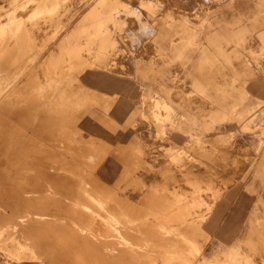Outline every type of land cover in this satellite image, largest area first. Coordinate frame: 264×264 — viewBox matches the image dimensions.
<instances>
[{
  "label": "rangeland",
  "instance_id": "obj_1",
  "mask_svg": "<svg viewBox=\"0 0 264 264\" xmlns=\"http://www.w3.org/2000/svg\"><path fill=\"white\" fill-rule=\"evenodd\" d=\"M119 1L120 10L116 0H0V74L5 80L0 86V136L8 123V131L13 128L32 153L22 157L19 150L11 161L0 162V264L32 263L29 256L17 254L21 245L36 253L43 249L61 264H141L134 259L104 261V254L94 252L98 246L84 241L94 232V220L85 218L114 215L119 226L130 224L131 219H124L132 217L163 221V203L179 201L181 208L171 216L179 218L177 222L185 220L195 232L198 229L195 242L201 254L193 250L194 264H203L211 255L219 262L233 257L231 264H264V103L241 115V101L229 88L243 86L251 64L233 46L225 47L232 50L230 62L238 75L231 77L215 60L224 45L208 46L211 54L205 65L192 71L196 59L208 50L195 42L197 30L205 25L202 13L221 0ZM138 8L155 22L154 40L172 42L170 60L158 47L147 56L134 50L128 37L130 29L139 25ZM66 38L78 43L60 47L61 55L55 53L57 40ZM117 41L119 45L113 43ZM250 53L262 57L261 52ZM129 55L139 67L131 76L117 75V69L126 68ZM15 72L17 77L7 76ZM129 77L144 84L135 97L115 92L112 85L111 80ZM199 80L204 87L196 94L207 100L208 111L192 108L178 89L184 85L196 92L192 84ZM41 97L45 102L39 101ZM153 99L169 105L163 116L154 117L149 107ZM29 100L35 103L34 111L25 110ZM218 109L227 117L207 124L203 114ZM16 111L32 117L34 131L22 123L24 115L16 120L7 114ZM251 114L260 115L263 124L243 133ZM47 118L52 119L49 132H39ZM197 118L206 124H197ZM61 157L67 164H57L61 170L56 173L64 176V183L77 181L91 189L86 199L63 197L61 186L44 175L43 166ZM106 163L111 164L112 175ZM246 197L257 198L248 215L241 211ZM185 218H193L196 226ZM159 222L153 224L162 233ZM72 228L84 233L76 230V234ZM118 231L111 241L120 248V240L129 238L124 228ZM226 260L219 264H227Z\"/></svg>",
  "mask_w": 264,
  "mask_h": 264
},
{
  "label": "bare ground",
  "instance_id": "obj_2",
  "mask_svg": "<svg viewBox=\"0 0 264 264\" xmlns=\"http://www.w3.org/2000/svg\"><path fill=\"white\" fill-rule=\"evenodd\" d=\"M116 2L119 4V5L118 4H116V5L119 7V10H120V8H121L120 7V1L119 0H116ZM121 2H123V0ZM141 2H142V0H141ZM152 2H154V0ZM112 3H114V2H112ZM115 3H114V5H115ZM24 4H26V3H24ZM149 4H151V3H149ZM151 6L153 7V5H151ZM203 6L204 5H202V7ZM166 7L168 8V5ZM24 8H25V6H24ZM112 11L114 12L113 9H112ZM135 14H136V18H138L139 25L137 27L133 28V29H130V34H132V35L130 37H128V38L131 40V44H132L134 50L137 48L136 50L140 52L141 56L142 55L147 56L146 54H148V52L150 53L151 50H154L155 51L157 49V45L155 44L156 41L154 40V37L156 35L155 34V31H154L155 30L154 29L155 22L149 21L143 15V13H142V11L140 9L138 10V13L136 12ZM37 21L38 20H36V22ZM36 24H37V26L40 25V23H38V22ZM76 39L80 41V38L78 36L76 37ZM119 41L113 42V43H118V45H119L120 44ZM121 42H123V41H121ZM143 42H144V44L147 47L145 45H143ZM69 43H78V42L77 41H71L68 38H66L64 40H61L59 42L57 40V42L55 44H56V46L58 45V50L55 51V53H59L60 54L61 53L60 47H64V46L68 45ZM111 48H115V46L114 47H111ZM12 51L14 52V50H12ZM12 51L9 50V53L12 52ZM14 53H17V50H15ZM77 55L79 56V54H77ZM207 55H209L208 52H206L204 55H202V57L199 58V61L192 68V71L200 70L205 65L204 64V61H205ZM118 56L119 55H117L116 58ZM59 59H61V58H59ZM103 59H104V57H103ZM103 59H100L98 61H101ZM119 59L120 58L116 59L115 61H117ZM76 60H78V59H75V61ZM186 60H187V58H186ZM124 62H125V67L126 68L122 67L120 69H117V71L119 72V73H117V75H122V76L123 75H127V76H131L134 73L135 69H137L139 67V66H136L134 64V61L130 57V55L128 56L127 60L124 61ZM95 63H97V61L94 62V64ZM98 63H97V65H98ZM17 66H18V62H17ZM6 67H8V66H6ZM9 67H11V65ZM20 68H21V66H20ZM11 70H12V68H11ZM11 70H9V71H11ZM18 73L15 72V73L8 74V75L6 73V75L7 76L12 75L11 78H10V79H12V77H14V76L17 77V74ZM1 74H0V86L3 85V83H5V80H1V78H2L1 77L2 75ZM182 76H183V74H182ZM176 83H177V81L175 82V84ZM177 86H179V85H177ZM177 86H175V87H177ZM193 86L197 88L196 92L191 91V90H188L186 88V86H184V85H181V87H178V89L181 88L179 91L182 93L183 97L186 100H188L189 102L193 103L192 108H196V109L199 108V110L202 108L205 111V109L207 108V107L205 108V106H206V104H208L207 100L204 97H202L201 95L196 94V93H199V92H201L203 90L204 85H203L202 81L199 80V81H196L193 84ZM27 90L29 91V89H27ZM24 91H26V90H24ZM28 91H27V93H28ZM27 93H25V94H27ZM22 94H24V93H22ZM137 94H133L132 96L135 97ZM178 96H180V94L176 96V93H173V97L175 99L179 98ZM46 99H48V98H46ZM55 99L52 98L50 101H54ZM39 101L40 102H45V99L41 97V98H39ZM46 102H47V100H46ZM149 104H150L149 107L152 109V113L154 112L153 113L154 114V117L155 116H158V113H162V116H163V110H167V109L170 108L168 104L163 103L162 101H160L158 99L150 100L149 101ZM182 105H184V104H182ZM25 108H26L25 110H27V111H30V110L31 111L33 110L34 111V109H35V103H34V101L33 100L32 101L29 100L28 101V104H26ZM144 110L146 111V113L145 112L144 113L148 115L147 112H149V111H147L146 109H144ZM22 113L19 112V111H16V112H13V113L8 112L7 114H9L11 116V118L12 117L16 118V120H18L19 118H21L22 117L21 115H24L26 120L22 121V123L28 124L29 129H32V131H34V129H33L34 128V123H33L32 117H29L28 116V119H27V115L25 114V112L23 111ZM40 115H42V112H40ZM150 115L148 116V118L151 117ZM203 115H204L203 118H205L206 120H208L211 123L220 122V121L224 120L227 117V113L224 112L223 109L222 110L221 109H218L215 112H209V113H205ZM22 119H24V118L22 117ZM42 123L44 125H43V128H39V132L40 131L42 132L43 130L45 132H49L46 129L49 128V126L51 125L52 119L47 118V119L43 120ZM53 123H54V120H53ZM140 124H141V122H140ZM262 124H263V118L260 117V115L251 114L246 119V121L244 122V124H243V129L244 130H242V132L243 133H247L246 130H248L249 128H258L259 126H262ZM6 125H4V128L5 129L2 130V132H1L2 135L0 136V162L6 163V161H8V162L11 161V157L14 156V155H18L19 150L21 151L20 153H21V156L22 157H26V156L32 155L31 152L27 151V149H26V147L24 145L23 139L17 137L13 133V132H16V131L13 130V128L11 129V131H8V128H7ZM142 127H143V125H142ZM8 132H10L12 136H9V133ZM25 132H28V131L25 130ZM151 133H153V132L151 131ZM151 133H149V134H151ZM24 138H26V137H24ZM12 143H14V144H12ZM19 146H21V147L19 148ZM55 155H57V153H55ZM116 157H118V156H116ZM130 159H131V157H130ZM66 162L61 157V159H56L54 161V164L53 165H50L49 163H46V165L43 166L42 171L44 172V175L47 177V179L54 180V182L57 185L61 186V188L59 190H60L61 195L63 197H65V198L79 199V200H81L83 198L86 199L85 197L90 196V192L89 191L91 189L90 190H88L89 188L88 189L87 188L84 189L85 186L82 188L83 185L81 186L77 181L76 182H73V184H70V185H69V183L68 184L67 183H64L65 182V179H62V177H64V176H61V175H59V174L56 173V172H58V171L61 170V168H58L59 166L57 164H67ZM106 165H107V169H108V174L109 175H112L111 164L110 163H106ZM132 166H134V165H132ZM73 180H76V179H73ZM0 186H1L0 187V190H1L2 189V186H3L2 183L0 184ZM91 187H92V185H91ZM50 200H49L50 203H55V200L54 199H52V200H54V202L52 200L51 201ZM77 201L78 200H76V202ZM56 202H58V201H56ZM188 202L193 203L192 201H188ZM58 203H60V202H58ZM179 204H180V201L179 202H174V203H170V202H164L163 203V221L160 218H158V217H147V216H144V217H132V218H125V219L123 218L127 222H128L129 219H131V222H130V224L122 223V226H119L120 225V223H119L120 221H118L117 218L114 215H105L104 216V214H102L103 215L102 216V215L98 214L99 216L97 215V217L94 215L96 217L95 219L93 218L94 216L93 217L91 216L90 218H85V219H88V220L89 219L94 220V222H93L94 223V226L91 227V228H94L97 231L95 232V230L93 229L94 232H92L90 230L91 232H89V233L92 235L91 236L92 240H91V238L90 239L84 238V241H85V243H88L89 245L98 246V249H94L95 250L94 252L99 253V254H101V253L104 254L103 256L101 255L103 257L104 261L106 259V261L108 260V262H110V263L119 262V260H120V262L128 263V262H131L134 259L136 261H139L141 264H187V263L194 264L195 263V259H193V255H194L195 252H193V250L196 251L198 253V255L201 254V251H197V249H198L197 248V242H195V236L197 235L198 229H197V232H195L193 230L194 228L192 226H189L190 224L188 225L186 223H183V222H185V220L184 221L183 220H180V222H177V220L179 218L176 220L173 216H171L172 213H176L175 211H178L181 208V206ZM85 208L86 209H89L86 206H85ZM105 211H107V209H105ZM35 217H37V215ZM187 217H189V216L187 215ZM191 217H192V215H191ZM54 218H53V220H54ZM56 219H58V218H56ZM180 219H181V217H180ZM187 219H189V218H187ZM157 220H160L159 223H162L163 222V232L162 233L158 230L157 226L155 224H153V221H157ZM190 220H187V221H190ZM134 221H136V222H134ZM191 221H192V224H193V218H192ZM56 222H57V220L55 221V223ZM78 222H79V219H78ZM38 223H40V222H38ZM93 223H92V225H93ZM62 224H64V223H62ZM54 225H52V226H54ZM88 225L89 224H87V226ZM193 226H194V224H193ZM46 227L48 228V226H46ZM66 227H68V226H66ZM73 228H72V230H73V232H75L77 230L76 229L77 227L75 228V231H74ZM119 228H124L125 237H127L129 239H122V240H120V248H117L118 247V244L117 245H113V241L115 239L116 233H119V231H118ZM49 229H51V228H49ZM67 229L68 230H65V231H67V233L70 234L69 233V227ZM78 230L80 232H82L81 229H78ZM82 233H84V230H83ZM78 236H80V235H78ZM131 238H132V240H130ZM111 240H113V241H111ZM21 246H19V248H16L17 249V254L23 255V257L29 256L27 258L33 259L32 263H30V264H61L59 262V260H57L58 258L55 259V257L54 258H52V256L50 257L49 253L43 251V249H41V250L39 249L41 252L36 253V250L34 252L33 249H30V248H21ZM47 255H49V256H47ZM91 256H93V255H91ZM213 256L214 255H211L209 258H204L202 260V263L203 264H219V263H223L226 260V259L222 258V260L219 262L218 259L217 258L216 259L213 258ZM36 259H37V261H36ZM233 259H234L233 257H230L228 260H226V263L227 264H231V260H233Z\"/></svg>",
  "mask_w": 264,
  "mask_h": 264
},
{
  "label": "crops",
  "instance_id": "obj_3",
  "mask_svg": "<svg viewBox=\"0 0 264 264\" xmlns=\"http://www.w3.org/2000/svg\"><path fill=\"white\" fill-rule=\"evenodd\" d=\"M202 18L205 25L197 30L195 42L207 47L208 50L205 53L209 51V54H211V49L208 46L224 45L223 50L218 49L215 60L227 75L238 77L230 62L232 50L229 48L230 50L226 51L225 47L227 46H233V49L251 64V67L244 73L249 78L243 81V86L235 88L234 84L229 85L230 92L234 93L241 101L240 114L244 115L248 111L251 112V110L259 108L260 103H264V0H221L215 2L208 11L203 12ZM155 44L160 51H163V57L169 60L172 58L171 41H168L167 38L158 39ZM250 51L261 52L262 57L252 55ZM194 54L191 52L190 57ZM202 55L196 59L197 62ZM237 63H242V61H237ZM187 67L186 65L185 70ZM111 81H113L115 92L123 96L137 94L144 86L142 82L132 77ZM196 122L197 124L200 122L201 124L211 123H205L201 118H197ZM247 136L248 139L251 138L250 140L255 141L250 134ZM262 199L264 201V198ZM255 204H257V198L246 197L242 202L243 209L241 211L248 215L254 210L253 205Z\"/></svg>",
  "mask_w": 264,
  "mask_h": 264
}]
</instances>
